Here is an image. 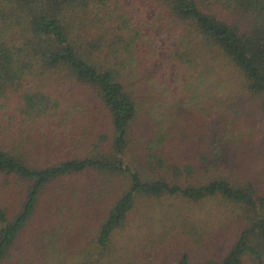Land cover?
I'll list each match as a JSON object with an SVG mask.
<instances>
[{"label":"trees","instance_id":"16d2710c","mask_svg":"<svg viewBox=\"0 0 264 264\" xmlns=\"http://www.w3.org/2000/svg\"><path fill=\"white\" fill-rule=\"evenodd\" d=\"M76 89L105 120L86 124ZM253 132L264 135V0H0V183L18 192L12 211L0 194V264H131L113 235L139 199L162 196L257 214L219 260L196 264H264L262 172L241 165ZM63 181L71 200H109L70 247L33 221Z\"/></svg>","mask_w":264,"mask_h":264},{"label":"rangeland","instance_id":"374dc122","mask_svg":"<svg viewBox=\"0 0 264 264\" xmlns=\"http://www.w3.org/2000/svg\"><path fill=\"white\" fill-rule=\"evenodd\" d=\"M76 90L72 92L73 103L82 113L88 111L83 114L87 118L86 124L94 125L105 120V113L93 96L84 90ZM249 143V148L242 150L245 162L241 165L248 175L255 174L254 168H260L256 173L262 172L260 184L264 186V135L253 132ZM15 184L12 181L2 187L0 183L2 204L9 211L17 204ZM70 185L72 182L66 181L51 185L39 200L33 219L38 227L46 224L51 229H60L59 234L66 247L75 245L79 235L91 234L109 207L107 198L79 195L71 200L70 195L64 192ZM67 205H71L74 212L72 216L69 213L71 217L66 221L73 222L67 225L62 220L60 226L55 227L59 211ZM256 219L257 214L245 210V207L218 198L196 203L181 197L141 198L126 223L113 235L114 256L128 259L131 264H172L183 253L195 264L217 261L240 231L254 229ZM241 260L244 264H253L254 261L249 253H245Z\"/></svg>","mask_w":264,"mask_h":264}]
</instances>
